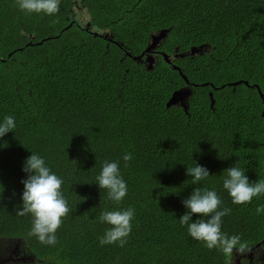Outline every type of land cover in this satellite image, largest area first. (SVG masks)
<instances>
[{
    "label": "trees",
    "instance_id": "1",
    "mask_svg": "<svg viewBox=\"0 0 264 264\" xmlns=\"http://www.w3.org/2000/svg\"><path fill=\"white\" fill-rule=\"evenodd\" d=\"M163 30L159 50L171 64L157 48L148 70L136 58ZM204 46L203 55L175 58L176 49ZM187 85L186 112L171 98ZM262 94L264 0H60L53 15L0 0V119L17 123L0 140V242H25L33 261L19 264H234L233 254L188 235L182 201L194 187L215 188L231 209L222 230L248 250L264 243V196L234 204L220 176L194 185L186 166L196 160L219 175L238 161L251 181L264 180ZM29 150L64 180L70 211L55 245L29 235L30 214H16ZM106 160L121 162L128 192L120 202L95 184ZM129 206L127 242L101 244L110 227L101 212Z\"/></svg>",
    "mask_w": 264,
    "mask_h": 264
},
{
    "label": "clouds",
    "instance_id": "2",
    "mask_svg": "<svg viewBox=\"0 0 264 264\" xmlns=\"http://www.w3.org/2000/svg\"><path fill=\"white\" fill-rule=\"evenodd\" d=\"M17 4L26 14L53 15L60 11V0H17ZM137 62L141 63L143 60ZM186 82L188 84L187 80ZM190 98L186 100L185 105H181L186 112ZM16 127L14 115H5L0 119V140L9 133H14ZM122 159L127 166V163L133 159V154L125 152ZM194 161V166L185 165L186 174L191 177L194 185L208 177L220 176L222 186L234 204L250 203L253 197L264 196V180L251 181L247 175V168L241 167L238 161L222 170L219 175L210 173L206 166ZM120 164V160L104 161L95 183L101 190H106L108 198L115 202L122 201L128 192L127 181L121 173ZM22 171L25 173V178L21 180L23 190L20 193L21 202L16 214L19 216L30 214L32 226L29 235L44 244L55 245L57 230L70 211L62 190L64 180L52 171L45 157L38 152L30 151V155L22 163ZM5 191V186L0 183V200L4 199ZM182 205L185 211L178 220L181 225L186 226L191 238L202 241L207 248L217 249L225 255L245 251L247 244L239 234L229 235L222 230L223 218L231 213V209L223 206V199L215 188L194 187L191 194L182 201ZM257 213H264V205L257 206ZM134 215L135 209L131 206L126 209L102 211L100 219L110 227L100 237V243L107 245L119 242L123 246L132 231L131 221Z\"/></svg>",
    "mask_w": 264,
    "mask_h": 264
},
{
    "label": "rangeland",
    "instance_id": "3",
    "mask_svg": "<svg viewBox=\"0 0 264 264\" xmlns=\"http://www.w3.org/2000/svg\"><path fill=\"white\" fill-rule=\"evenodd\" d=\"M86 26L88 28L90 26V23L88 22ZM163 35H160V32L154 33L152 35V36H156L153 43L157 45V47L161 45V42L163 41L162 38ZM104 36L109 38L108 33L104 34ZM205 51H207V49ZM153 54H155V51ZM197 54H195L194 56H196ZM155 61H157V58L156 60L153 59V62L150 63L149 67H152ZM187 99L188 98H183L182 100L175 101V103L180 105H185ZM233 257L234 258L232 259V261L234 264H254L255 262L258 261L264 263V243L258 245L256 248H251L243 252H234ZM32 261H33V256L26 247L25 242L20 240L11 241V242H7V241L0 242V264H19L21 262L27 263Z\"/></svg>",
    "mask_w": 264,
    "mask_h": 264
},
{
    "label": "water",
    "instance_id": "4",
    "mask_svg": "<svg viewBox=\"0 0 264 264\" xmlns=\"http://www.w3.org/2000/svg\"><path fill=\"white\" fill-rule=\"evenodd\" d=\"M168 31L166 30H163L160 32V35H163L162 38H163V41L161 43H163L166 38L168 37ZM103 37L107 38L106 36L103 35ZM156 36H152L151 37V44L146 48V50L143 52V54L136 58V61H139L141 60L144 56H147V59H146V62H147V69L148 70H152L155 63L153 64L152 67H149L150 66V63L153 62V59L156 60V57L154 56V51L157 47V45H155L153 43L154 39H155ZM109 39V38H107ZM110 40V39H109ZM206 50V46L204 47H200V48H192L189 52H187L186 54H179L178 53V49H176L175 51V58H183V57H187V56H191V57H194L195 54L199 53L200 55H202L204 53V51ZM161 56L164 58V60L168 63V64H171V58L168 54L164 53V52H161ZM175 69L181 71V69L179 68H176ZM181 74L183 76L184 79H186V76L184 75V73L181 71ZM246 85H248V83L246 82ZM193 94V91L192 89L188 86L186 87L185 89L183 90H180V91H177L173 94L172 98H171V103H175V101L177 100H182L183 98H190ZM262 98H263V101H264V95L262 94ZM176 104V103H175ZM213 106V104H212Z\"/></svg>",
    "mask_w": 264,
    "mask_h": 264
},
{
    "label": "flooded vegetation",
    "instance_id": "5",
    "mask_svg": "<svg viewBox=\"0 0 264 264\" xmlns=\"http://www.w3.org/2000/svg\"><path fill=\"white\" fill-rule=\"evenodd\" d=\"M110 39H111V38H110ZM161 45H162V44H161ZM161 45L159 46V48H158V49L156 48V49H157V51H156V52H159V53H158L159 55H160V53L162 52V51H160V50H159V49L161 48ZM154 56H156V58H158V57H157V53H155V54H154ZM141 63H143V64H144V65H146V67H147V64H146V62H144V61H143V62H141Z\"/></svg>",
    "mask_w": 264,
    "mask_h": 264
}]
</instances>
